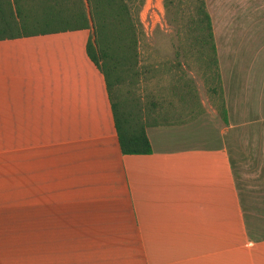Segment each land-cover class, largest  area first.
Listing matches in <instances>:
<instances>
[{"label": "crops", "instance_id": "0c3cea01", "mask_svg": "<svg viewBox=\"0 0 264 264\" xmlns=\"http://www.w3.org/2000/svg\"><path fill=\"white\" fill-rule=\"evenodd\" d=\"M212 23L226 121L149 127L142 155L120 151L88 29L0 40V138L39 140L42 192L0 210V264H264V0Z\"/></svg>", "mask_w": 264, "mask_h": 264}, {"label": "trees", "instance_id": "16d2710c", "mask_svg": "<svg viewBox=\"0 0 264 264\" xmlns=\"http://www.w3.org/2000/svg\"><path fill=\"white\" fill-rule=\"evenodd\" d=\"M145 0H0V40L76 31H90L86 53L103 74L113 124L123 155L151 153L146 129L180 126L194 120L171 121L154 98L142 96L136 87L140 76L138 13ZM182 0H164L168 9ZM192 29L197 53L215 70L216 84L209 89L221 95L217 113L227 114L223 101L211 17L205 0H192ZM188 86L185 85L184 88ZM191 90L181 95L184 104ZM200 115V114H199Z\"/></svg>", "mask_w": 264, "mask_h": 264}, {"label": "rangeland", "instance_id": "374dc122", "mask_svg": "<svg viewBox=\"0 0 264 264\" xmlns=\"http://www.w3.org/2000/svg\"><path fill=\"white\" fill-rule=\"evenodd\" d=\"M205 3L213 17L211 23L213 20L220 30L221 0H205ZM192 15V0L175 2L168 9L164 7V0H145L138 13L140 76L136 87L142 96L159 102L161 111L176 122L188 120L199 111L201 115L205 109L214 108L217 113L221 100L219 90L214 94L208 89L216 84L215 70L207 67L206 59L197 53ZM220 38L218 33L219 44ZM185 85L188 88H184ZM187 90L192 94L185 97V105L181 95ZM34 142L39 140L0 138V210L11 205L7 201L15 200L16 196L42 193L36 185L33 188L30 181V143Z\"/></svg>", "mask_w": 264, "mask_h": 264}]
</instances>
